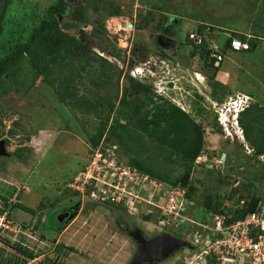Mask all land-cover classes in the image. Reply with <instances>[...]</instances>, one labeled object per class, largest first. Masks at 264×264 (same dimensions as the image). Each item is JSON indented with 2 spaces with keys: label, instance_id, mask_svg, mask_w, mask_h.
I'll list each match as a JSON object with an SVG mask.
<instances>
[{
  "label": "rangeland",
  "instance_id": "374dc122",
  "mask_svg": "<svg viewBox=\"0 0 264 264\" xmlns=\"http://www.w3.org/2000/svg\"><path fill=\"white\" fill-rule=\"evenodd\" d=\"M54 2L57 0H8L7 9L3 6L0 12L4 14L0 27V58L11 54L14 44L29 36L46 18ZM69 5L70 13L59 18L62 29L79 38L87 35L80 32L81 25L89 24L93 28L104 25L105 33L96 39L95 45L91 44L89 55L104 57L113 65L112 80L99 89L101 84L90 80L101 69V63L90 61L81 75L73 77V91L111 100L117 108L129 86V76L145 81L155 93L188 111L205 129L202 158L195 161L189 184L195 187L196 200L218 195L226 197L224 205L231 207L240 195L255 194L264 202V182L241 173L243 169L264 170V156L262 159L255 157L250 144L239 137L238 126L230 125L227 129L219 124L218 104L211 98L212 88L208 83L214 67L208 66L199 53L194 56L192 48L184 43H176L171 50H174V57L176 50L179 52L177 60L173 55L168 57L173 58V62L165 58L161 62L149 53L158 50L152 38L155 39L156 30L165 17L177 20L170 31H174L173 36L179 43L201 23L219 27L216 30L222 34L220 41L226 40L227 35L253 34L258 49L248 51L244 57L245 72L239 69V61L228 60L239 57L229 50L228 58L220 67L243 72L238 87H247L252 93L262 95L264 93H257L256 87L264 84V0H69ZM113 7L120 9L122 14L110 16L108 12ZM146 45L153 49L149 51ZM142 52H146V59L140 58ZM73 65L78 71L79 62ZM151 65L156 69H151ZM34 72L29 58L21 56L0 76V141L3 142L0 153V217H3L0 218V264H131L140 245L127 227L131 233L139 229L152 239L170 233L188 242L189 247L195 224L178 223L162 228L158 224L160 211L155 210L148 220L144 211L150 206L146 204L144 211L140 209L130 214L117 203L94 202L87 192L82 194L68 186L89 163L97 148L124 164H131L132 158L139 157L171 177L178 176L181 169L178 162L165 159L161 151L154 150L148 139L142 141L145 148L129 140L131 149L115 137L107 140L105 133L100 144L93 145L90 136L97 133L100 125L97 116L82 114L78 108L62 102L44 76L33 80ZM54 72L60 80L57 83L64 81L65 85L63 70ZM239 90L225 95L219 105L248 94ZM196 93L204 97L199 98L200 106L204 107L201 114L193 106ZM133 95L130 91L128 97ZM252 101L256 98L250 97ZM22 149L23 154L20 153ZM248 183L251 184L248 186ZM150 191L151 196L152 187ZM142 193L148 194L146 190ZM231 193L235 194L227 198ZM16 201L21 208L14 205ZM63 209H72L74 213L57 219ZM203 209L200 201L193 211L199 213ZM204 218L208 219V215ZM60 221L64 222L63 227ZM4 239L28 253L18 252ZM187 250L190 252L183 246L171 256L150 264H184Z\"/></svg>",
  "mask_w": 264,
  "mask_h": 264
},
{
  "label": "trees",
  "instance_id": "16d2710c",
  "mask_svg": "<svg viewBox=\"0 0 264 264\" xmlns=\"http://www.w3.org/2000/svg\"><path fill=\"white\" fill-rule=\"evenodd\" d=\"M3 6L7 9L8 0H0V12ZM70 11L71 5H69V0H57V2L51 4L47 10L46 18L31 30L29 36L24 41L16 42L11 54L0 58V76L6 74L9 67L12 66L19 57H27L35 68L33 80L37 79L38 76H44L48 83L55 88L62 102H66L78 108L82 114L94 113L97 116L100 125L97 129V133L90 136V141L93 145L98 146L105 133L108 134V137H105L107 140L111 137H115L120 143L131 149L132 145H129V140H132V142L137 145L144 146L142 141L148 139L152 143V148L161 151L165 159L174 160L179 163L181 169L180 174L171 177L163 173L162 170L151 167L145 160L141 161L139 157L132 158V166L164 184L173 187L180 186L178 184H181L184 188L188 187V189H186L187 197L193 200L195 204H197V202L200 203V201L203 202L204 209L202 211L199 213L193 211V216L197 220H204V216L214 212L226 215L227 221H233L245 217L248 213L256 211L258 206L263 205L264 202L261 200V196L255 194L252 196L240 195L235 204H233L234 206L231 207L224 205L226 197L220 198L218 195H214V197L210 195V197H204L203 200H196L195 187L189 184L195 161L203 152V134L205 129L202 123L198 122L188 111L176 105L166 97L164 98L163 95L155 93L156 91L153 90L151 85L145 83V81L129 76V86L124 91V95L120 100V105L117 108L115 107V103L111 100H105L101 97H93L87 94H79L73 91V77L81 75V73L88 68L90 61L95 60L101 63V69L95 72L93 80L92 78L90 80V82L101 84L98 86L99 89H102L112 80L113 65L104 57L90 56V49L82 50L80 47L81 41L76 36L62 29L59 18L68 15ZM108 14L110 16H116L121 15L122 12L120 9L113 7L109 10ZM2 16L4 17V14L0 13L1 28ZM67 25L75 26L73 23H67ZM207 28H209L212 33H218L216 29L219 27H214L208 23H201L196 26V29L201 33H206L205 31ZM98 29L100 31H105V27L102 24L99 25ZM221 35V33L217 34V38L227 58V50L230 51V37L227 35L226 40L220 41ZM235 36L244 40L247 35L238 34ZM182 43H184V40L178 44L182 45ZM188 43L193 50L194 56L199 53L200 56L208 62V66L214 67V73L208 80L212 88V91H210L211 98L217 103L222 102L225 95H231L234 91L230 83H223L217 79V73L222 69L223 62L216 64L214 60L207 58L208 49L206 42L202 45H192L189 41ZM250 43L251 49L248 51L258 49L255 36L250 40ZM177 53L179 54L176 50L175 57L173 55V58L176 60ZM162 55L165 56L167 54L163 52ZM173 58L172 60H174ZM75 61H78L80 64L78 71L77 67L73 65ZM151 68L153 70L156 69V67L152 65ZM56 70H63L65 74L64 77L66 78L65 80H67L65 85H63L64 81L57 83V81L59 82L60 80H58V76L53 75ZM119 71L121 73V70ZM254 81V83H256V79H254ZM258 82H260V80H258ZM256 88L258 91L257 93H264V84L258 85ZM131 90L134 92V95L132 98H129L128 95ZM246 92L250 97L256 98V101H252L248 107L240 112L239 124L243 129L246 141L255 151V157L258 158L259 155L264 154V103L262 104V102H264V94H254L256 92L252 93L250 90ZM259 96L263 99H260ZM195 97L197 99L193 101V106L197 113L201 114L204 107L200 106L199 98L204 99V97L199 93H196ZM113 113L115 115H113ZM23 152L24 149H22L20 153L23 154ZM241 173L248 175V177L260 183L264 182V170L245 171V169H243ZM250 184L251 183H248L246 185L249 186ZM235 191L236 189H234V192ZM233 194L235 193L227 195V198L231 197ZM241 199H245L244 204H240ZM259 203L261 205H259ZM14 205L19 208L22 207L18 204V201H16ZM151 217V214L146 215L148 220H150ZM60 222V227H63L64 222ZM4 242L16 248L18 252L23 254L28 253L25 249L11 244L7 239H4Z\"/></svg>",
  "mask_w": 264,
  "mask_h": 264
},
{
  "label": "built area",
  "instance_id": "2783aa9c",
  "mask_svg": "<svg viewBox=\"0 0 264 264\" xmlns=\"http://www.w3.org/2000/svg\"><path fill=\"white\" fill-rule=\"evenodd\" d=\"M205 32L201 33L195 28L187 34V40L192 45L206 42L207 58L214 60L216 64L223 62L226 55L217 38L220 32L212 33L209 28ZM246 35L244 40L228 35L230 50H249L250 40L254 35ZM248 98L244 95L231 98L226 105H216L222 126L227 129L230 125L238 126L243 138V130L238 123V110L248 105ZM229 119L230 123L227 122ZM259 156L262 159L264 154ZM199 158L202 156L196 160L199 161ZM68 186L82 194L87 192L92 201L117 203L130 214L144 211L146 204L150 206L145 209L146 214L160 211L158 224L162 228L178 223L188 226L195 224L191 243L189 247L186 246L190 252L187 250L184 264H264V204L258 206L256 211L233 221H227L226 215L214 212L208 215V219L197 220L193 216L196 204L187 197L184 188L164 184L132 164H124L115 157L111 158L101 148H97L89 163L75 175ZM142 190H146L148 194L142 193ZM244 203L245 199H241L240 204Z\"/></svg>",
  "mask_w": 264,
  "mask_h": 264
},
{
  "label": "flooded vegetation",
  "instance_id": "af4514ba",
  "mask_svg": "<svg viewBox=\"0 0 264 264\" xmlns=\"http://www.w3.org/2000/svg\"><path fill=\"white\" fill-rule=\"evenodd\" d=\"M176 23H178L177 22V20L175 21L174 19H171V17H165L162 21H161V24H160V27L159 28H157V30H156V36H155V39L154 38H152V40H153V45L154 46H157V48H158V50L155 52V51H153V52H149L150 53V56H156V60H159V61H163L162 59L163 58H165V59H167V60H169V61H171V62H173L172 61V59L171 58H168V57H172V55H173V53H174V50L173 51H171L172 49H173V47L176 45V43L178 44L179 42H178V40L176 39V38H174L175 36H173L174 35V31H170V29H171V26H172V24H176ZM98 27L99 26H96V27H92L91 25H89V24H83V25H81L79 28H80V32L83 34V33H87V35L86 36H80L78 39L81 41V45H80V47H81V49L83 50V49H90V47H92L91 46V44H94L95 45V41H96V39H100L101 37H102V35H103V33H105V31H101L102 32V35L100 36V37H94L93 35H92V33L94 32V30H99L98 29ZM187 40V39H186ZM186 40H184V45H189V43H188V41H186ZM144 42V41H143ZM148 42H149V40H148ZM151 44V43H150ZM89 46V47H88ZM151 45H146V47L147 48H149V51H151L152 49H153V47H150ZM151 48V49H150ZM169 51H171V52H169ZM163 52L164 53H166L167 55H165V56H163L162 54H163ZM81 55V54H80ZM162 55V56H161ZM146 56H147V54H146V52H142V53H140V58H142V59H146ZM171 59V60H170ZM131 92H133L132 90H131ZM61 212V211H60ZM59 212V213H60ZM65 212H69L70 213V215L71 214H73L74 213V211H72V209H63V213H65ZM62 213V214H63ZM57 219H59V216H58V214H57ZM126 230L130 233V235H131V237H134L135 238V241H137V243H139V245H140V250H141V248H142V246H143V244L144 243H142L138 238H141V237H143L145 240H152V238H148V237H146L145 235H143L140 231H139V229H136L135 231H134V233H131L130 231H129V227H127L126 228ZM139 253H140V251H139ZM139 253H138V255H139ZM138 255H137V257H138ZM137 257L135 258V260L137 259ZM134 260V261H135ZM133 261V262H134ZM150 263H153V262H146V261H141V262H135V264H150Z\"/></svg>",
  "mask_w": 264,
  "mask_h": 264
},
{
  "label": "water",
  "instance_id": "95a60500",
  "mask_svg": "<svg viewBox=\"0 0 264 264\" xmlns=\"http://www.w3.org/2000/svg\"><path fill=\"white\" fill-rule=\"evenodd\" d=\"M94 37H100L102 32L100 30H94L92 33ZM3 150V142L0 141V153ZM69 215V212L61 213L59 219L61 220L63 217ZM143 244L140 253L137 259L131 264H135V262H154L161 260L163 258L171 256L175 250L180 249L183 246H187L188 242L185 240L172 235L170 233H162L156 236L152 240H145L143 237L138 238Z\"/></svg>",
  "mask_w": 264,
  "mask_h": 264
},
{
  "label": "crops",
  "instance_id": "0c3cea01",
  "mask_svg": "<svg viewBox=\"0 0 264 264\" xmlns=\"http://www.w3.org/2000/svg\"><path fill=\"white\" fill-rule=\"evenodd\" d=\"M247 52L248 51L232 53V54L238 55L239 57H234V58L228 59V60L236 61V62L239 61L238 62L239 69L243 70V72H245L244 69H243L244 68L243 66L245 65V63H244V65L242 63L245 61L244 57L247 56ZM227 58H228V55H227ZM243 72H240V73L232 72V71H230V68L224 67V68H222L221 70L218 71L217 78L220 81H222L223 83H230L232 85V89L233 90H236V89L237 90L238 89L241 90L242 89V91H248L249 89L247 87H238V84L242 81L241 80V76H242ZM232 80H233V83H232ZM244 95H248V94H244Z\"/></svg>",
  "mask_w": 264,
  "mask_h": 264
},
{
  "label": "clouds",
  "instance_id": "9594fccd",
  "mask_svg": "<svg viewBox=\"0 0 264 264\" xmlns=\"http://www.w3.org/2000/svg\"><path fill=\"white\" fill-rule=\"evenodd\" d=\"M251 49V48H250ZM231 51V50H230ZM246 51H248V50H246ZM234 52V51H233ZM241 52H243V51H241ZM249 98H248V105L247 106H245L243 109L241 108L240 110H238V123H239V114H240V112L241 111H243L246 107H248L249 105H250V96L249 95H247ZM237 112V111H236ZM232 115V114H231ZM230 119H231V117H230ZM229 123H230V121H229ZM219 124L222 126V124L219 122ZM236 125H234V127H235ZM223 127V126H222ZM239 127L241 128V126H240V124H239ZM242 129V128H241ZM224 130V129H223ZM243 130V129H242ZM235 135L238 137V135L235 133ZM243 135H244V132H243ZM244 139H245V136H244Z\"/></svg>",
  "mask_w": 264,
  "mask_h": 264
},
{
  "label": "bare ground",
  "instance_id": "6f19581e",
  "mask_svg": "<svg viewBox=\"0 0 264 264\" xmlns=\"http://www.w3.org/2000/svg\"><path fill=\"white\" fill-rule=\"evenodd\" d=\"M138 67H139V66H138ZM138 67H137V68H138ZM140 67H141V66H140ZM134 70H136V69H134ZM140 71H141V70H140ZM144 71H145V70H144ZM138 72H139V71H138ZM201 77H202V76H201ZM198 79H199V78H198ZM202 79H203V78H202ZM200 80H201V79H200ZM200 80H199V81H200ZM226 130H227V129H226ZM239 133H240V131H239ZM236 134H237V133H236ZM239 137L242 138L241 135H240Z\"/></svg>",
  "mask_w": 264,
  "mask_h": 264
}]
</instances>
